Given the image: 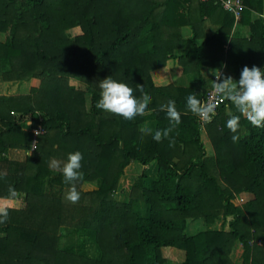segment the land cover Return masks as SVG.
I'll list each match as a JSON object with an SVG mask.
<instances>
[{
  "label": "trees",
  "instance_id": "obj_1",
  "mask_svg": "<svg viewBox=\"0 0 264 264\" xmlns=\"http://www.w3.org/2000/svg\"><path fill=\"white\" fill-rule=\"evenodd\" d=\"M242 3L239 23L251 34L237 43L235 19L218 0H0V78L34 81L28 94L0 96V208L8 211L0 264H171L164 249L183 252L179 264H235V245L241 264H264V129L241 116L238 132H230L229 114H240L228 100L205 124L186 98L203 100L213 85L201 79L191 90L156 87L150 75L176 58L182 27L193 33L188 54L178 58L186 74L185 63L198 72L209 55L210 66L234 80L244 66L264 67V23L252 14L262 12L263 2ZM204 20L218 29L196 47ZM109 76L141 99L145 87L151 111L127 122L98 109L99 81ZM169 100L181 122L156 142L142 129L171 126L160 110ZM38 127L44 133L31 152ZM75 151L83 156V178L75 182L80 199L71 203L69 185L49 163ZM153 162L151 178L145 170ZM133 163L143 171L118 201L120 179ZM93 183L95 190L83 191ZM241 194L250 200L236 206ZM20 198L17 208L6 207ZM220 220L227 231L212 229Z\"/></svg>",
  "mask_w": 264,
  "mask_h": 264
},
{
  "label": "clouds",
  "instance_id": "obj_2",
  "mask_svg": "<svg viewBox=\"0 0 264 264\" xmlns=\"http://www.w3.org/2000/svg\"><path fill=\"white\" fill-rule=\"evenodd\" d=\"M99 89L100 98L96 107L108 114L122 118L127 122H133L151 111L149 106L152 103V98L146 94L145 87L140 86L139 88L140 93L144 94L141 99L136 95L135 89L109 76L99 81ZM213 89L215 94L230 101L240 114H229L226 127L230 132H238L241 116L251 126L264 129V67L254 65L249 68L244 66L238 80H234L231 76L221 78L218 75L216 81L213 82ZM186 106L205 124L210 123L216 114V105L197 99L196 94L186 98ZM160 110L166 112L171 126L164 130H156L154 133L151 128L142 129L144 134L152 135V139L156 142L167 138L172 128L181 122V113L177 110L174 100H169L166 104L161 105ZM238 139V135L232 136L234 142ZM82 159V154L75 151L69 153L63 161L52 159L49 163V167L57 170L63 176L64 182L69 185L65 199L71 203H76L80 199L75 182L83 178V173L80 171ZM7 218V209L0 208V224H4Z\"/></svg>",
  "mask_w": 264,
  "mask_h": 264
},
{
  "label": "crops",
  "instance_id": "obj_3",
  "mask_svg": "<svg viewBox=\"0 0 264 264\" xmlns=\"http://www.w3.org/2000/svg\"><path fill=\"white\" fill-rule=\"evenodd\" d=\"M252 14H254V16H255V17H253V19L254 18L255 19H261L264 23V3H263L262 12L260 14H257L255 12H253ZM239 21H237V22L235 21L233 28H232V31H231V39H233L234 41H237V43L238 42L240 43L241 41L247 40L248 38H250V34H251L250 33V27H248L247 25L245 26L244 24L243 25L240 24ZM217 29H218V26L215 25L213 22H210L209 20H204V24H202L200 26V28L197 29L198 38L193 41L192 45H195L196 47L200 46L205 41L206 37L213 35V33ZM179 31H180L181 41L184 43V46L176 49L173 52L172 55L176 58L166 60L164 66L161 69L155 70V71L151 72V74H150L152 82L156 87L171 86L173 88H176L175 90H177L179 88L191 90V89L198 87L199 83L201 84V81H200L201 79L205 80V86L208 87V86L213 85V82L216 81L218 75L221 78H223L225 76H231L229 74L223 75L222 69L218 70V69L210 66V64L213 63V60H214L212 55H209L206 58L205 65L201 66V68L198 70V72H196L194 70V73H192V72L190 73L189 71H192L193 62L185 63L186 64V70H188V74H186L184 67L180 64V61L178 58L188 54L189 49H190V43H191V40L193 39V33L191 31V28H189V27H182ZM194 68H195V66H194ZM12 85H13V83L0 82V96L7 95L5 93V91H7L9 86H12ZM28 92H29V90H27L24 93V95L28 94ZM16 95L17 94L9 95V96H16ZM205 134H206L205 131L202 132V134H201V140H202L203 144H206L205 141H207L206 137H204ZM150 167L152 169H154L152 174L155 176L157 169H158L157 163L153 162ZM125 170H124V172H125ZM147 170H148V168H146L145 171H147ZM142 171H143V169L141 168L140 172H142ZM89 185H91V184L83 185V187H82L83 191L86 190V189L84 190V186H89ZM119 185H120V183H119ZM91 190H86V192L91 191ZM173 251L176 254V256L179 257V260L177 263L178 264L181 263L184 260V255L182 257L183 252H180L176 249H173ZM171 262L176 263L174 260H171Z\"/></svg>",
  "mask_w": 264,
  "mask_h": 264
},
{
  "label": "rangeland",
  "instance_id": "obj_4",
  "mask_svg": "<svg viewBox=\"0 0 264 264\" xmlns=\"http://www.w3.org/2000/svg\"><path fill=\"white\" fill-rule=\"evenodd\" d=\"M261 1L264 3V0H261ZM253 16H254V14H253ZM70 33L73 36H77V35H80V30L79 29H74V30L70 31ZM0 41H3V35H1V34H0ZM2 81L3 80L0 78V82H2ZM69 83H70V85L74 86L77 89H83V86L80 83H78L77 81H75V80H70ZM32 86H34V81L33 80H29L27 82H21V83H13V85L12 86H9L8 90L5 91V93L7 95L24 94L27 90L30 91ZM204 137H206V139H207V141H205L206 144H204V145L206 147V150L208 152V155H212L213 153H211L212 152L211 143H210V141L208 139V136L205 134ZM132 165H130L129 167L126 168V170H125L122 178L120 179L119 189H118V192H117V194L115 196V198L118 201L119 200H124V198H127V196L130 193L131 187H132V185H133L136 177L138 175H140L141 167L139 165H137V163L136 164L133 163ZM150 168L151 167L148 168V170L146 171V173L148 175H150L151 178H153V177H155L152 174V172L154 171V169H152V168L150 169ZM85 189L86 190H91V189L92 190H95L96 189V184L93 183V184H91L89 186H84V190ZM57 190H58L57 187L47 186V188H46L47 193L54 194V195L56 194V191ZM21 200H22V198L17 199L16 202H13V203L10 202V203H8V205L6 207H11V208H15L16 207L17 208L19 206V203L21 202ZM249 200H250V196L241 194V195H239V196L236 197V199L233 201V203L236 206H242L243 204L247 203ZM230 220L231 219L229 218L226 221L229 222ZM212 229H214V230L224 229L225 231H227L228 230L227 222L224 225L223 221H221V220L220 221H217L214 224V226L212 227ZM183 255H184V253L182 254V257H183ZM241 255H242L241 246L240 245H235L234 248H233V254H232V260L234 261L235 264H241V262H240L241 261V259H240L241 258ZM163 256L165 258H167L170 261L171 264L173 263V262H171V260H174L176 263L179 260V257L176 256V254L174 253L173 249H171V250L170 249H164L163 250Z\"/></svg>",
  "mask_w": 264,
  "mask_h": 264
},
{
  "label": "built area",
  "instance_id": "obj_5",
  "mask_svg": "<svg viewBox=\"0 0 264 264\" xmlns=\"http://www.w3.org/2000/svg\"><path fill=\"white\" fill-rule=\"evenodd\" d=\"M200 2H206L208 0H199ZM219 1V5L221 7V9L232 15L235 19V21H239L241 18V13L243 10V3L242 0H218ZM203 101L205 103H211V104H215L216 108H215V113L217 114V109L220 107V105L222 103L225 102V99H223L222 97H220L218 94L214 93V89L212 88L211 90H208L206 92V95L203 99ZM215 114V115H216ZM199 120L201 122H203L200 118ZM30 125V123H29ZM34 139H33V143L31 144V149L30 151L33 152L37 149V137L41 136L44 131L41 127H38L37 129L32 130ZM37 133H39V135H37Z\"/></svg>",
  "mask_w": 264,
  "mask_h": 264
}]
</instances>
